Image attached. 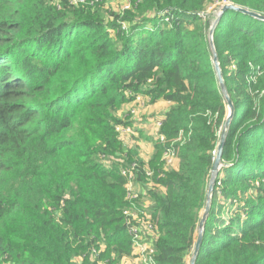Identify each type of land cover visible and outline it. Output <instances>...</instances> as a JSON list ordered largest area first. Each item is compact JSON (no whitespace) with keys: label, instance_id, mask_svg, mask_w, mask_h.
<instances>
[{"label":"trees","instance_id":"obj_1","mask_svg":"<svg viewBox=\"0 0 264 264\" xmlns=\"http://www.w3.org/2000/svg\"><path fill=\"white\" fill-rule=\"evenodd\" d=\"M105 1L0 0V264H121L140 220L150 261L188 264L228 111L204 11L264 0H128L104 24ZM213 43L233 118L195 264H264V20L226 10ZM140 95L171 103L147 164L114 114Z\"/></svg>","mask_w":264,"mask_h":264},{"label":"water","instance_id":"obj_2","mask_svg":"<svg viewBox=\"0 0 264 264\" xmlns=\"http://www.w3.org/2000/svg\"><path fill=\"white\" fill-rule=\"evenodd\" d=\"M226 10L240 11V12H242L244 14H248L254 18L264 20V15H261L257 12H254V11H250L246 8L240 7V6L235 5L233 3H225L220 7L219 13L216 16L214 22L212 23V25L209 29V43H210V47L212 50V63H213L214 70L216 73L217 82H218L220 90L223 94V97H224V100L226 102L228 111H227V116L224 120V123L222 125L221 131L219 134V140H218V143L216 145V150L214 152V154H215L214 160H213V163L211 166L210 177L208 180V185H207V190H206V195H205V204H204L203 212H202L201 217H200L199 222H198V227H197L198 231H197L195 243H194V246H193V249L191 252V256L188 260V264H195V258L197 256V253H198L200 245H201V240H202L203 231H204V227H205V221H206L209 209H210L211 196H212V192H213L215 179L217 177L219 170L222 167L227 166L225 163L222 162L221 155H222V149H223V145L225 142V138H226L231 120L233 118V104H232V101H231V99L227 93L226 87H225V83H224V80H223V77L221 74V68H220L219 62L217 60V55H216V51H215V47H214V43H213L214 29L220 20L221 14Z\"/></svg>","mask_w":264,"mask_h":264},{"label":"rangeland","instance_id":"obj_3","mask_svg":"<svg viewBox=\"0 0 264 264\" xmlns=\"http://www.w3.org/2000/svg\"><path fill=\"white\" fill-rule=\"evenodd\" d=\"M90 6H92L94 10H99V14L102 16L104 24H108L112 21L118 20L116 18V15L117 16L124 15L127 8L130 7L128 0H106L102 5H90ZM219 9H220V3H214L211 6H209L206 11H204L205 12L204 14L205 22L207 23L206 26H208L207 30L205 31L208 43H209V29L212 23L214 22L216 16L218 15ZM127 27L128 26L126 23H122L121 29H120L121 32H125L127 30ZM139 102H140V99L123 104L118 110L114 112L115 116L124 122H128L127 125H129L130 122H131L130 124H133L136 119L134 117L135 111L141 108V103ZM146 114H148L147 117H153L152 120L155 119V121L157 120V118H159L158 117L159 114H157L155 110L151 112L150 114L148 112ZM143 119L144 121H147L146 117L142 118V120ZM137 120L138 119H136V121ZM142 122L143 121H139V123H142ZM141 129H145V127H142ZM122 132L123 133H120V136L122 138L128 139V142H126L127 144L131 142L133 139H135V138H132L133 137L132 135L131 136L129 135L130 133H125L124 131ZM142 134H145L146 136L148 135L146 130H144ZM145 135H143L142 137L141 136L137 137L136 140L138 141L139 139L148 140V138ZM104 164H107V162L104 161ZM137 252L141 253V254H137V256L140 258V259H137V262L139 264H147L150 254L146 251V249L142 251H137ZM10 263L11 262L9 261V262H4L2 264H10Z\"/></svg>","mask_w":264,"mask_h":264},{"label":"crops","instance_id":"obj_4","mask_svg":"<svg viewBox=\"0 0 264 264\" xmlns=\"http://www.w3.org/2000/svg\"><path fill=\"white\" fill-rule=\"evenodd\" d=\"M138 99H140L139 103H141V108L135 111V115H134V117L138 120L136 121L135 119V122L131 126L133 129V133L129 134L130 136L132 135L133 136L132 138H135V139L129 142L128 145L136 144L138 146V152L140 156L144 159L145 163L147 164L154 152V143H153L152 136H154L159 131L160 126H161L157 124V120L162 119V117L164 116V113L170 107L171 103L168 101H164V100L151 103L149 98L144 95L138 96L134 101ZM154 110L156 111L157 114H159L158 115L159 118H157L156 121L155 119L152 120L153 117H147L148 114H146L147 112L150 114ZM144 117L147 118V121H144V119L142 120V118ZM139 121H143L144 123L143 122L139 123ZM142 127H145V129H141ZM138 130H142V133L144 130H146L148 135L146 136L145 134H142V133L138 134L139 133ZM143 135H145L148 138V140H143V139H139V141L136 140L137 137H140V136L142 137ZM120 138L125 143L128 142L127 138H122L121 136ZM162 158L165 161V165H164L165 168H176L179 163L178 160L173 155L168 154V153H164ZM132 189L137 190V188L133 185H132ZM137 259H138L137 257H135L134 259L133 258L126 259L121 264H139L137 262Z\"/></svg>","mask_w":264,"mask_h":264},{"label":"built area","instance_id":"obj_5","mask_svg":"<svg viewBox=\"0 0 264 264\" xmlns=\"http://www.w3.org/2000/svg\"><path fill=\"white\" fill-rule=\"evenodd\" d=\"M72 2L74 3H79V2H84V0H71ZM226 2H224L223 4H225ZM221 4L220 7L223 5ZM219 13V11H218ZM157 124L158 125H161V119L160 120H157ZM119 133H123L122 131H124L125 133H133V129L131 126H118L117 129H116ZM158 132L155 134L157 135ZM160 139L163 140V135H159ZM169 154V153H168ZM122 174L127 177L129 179V184H128V189L131 190V191H136L134 189H132V180H133V172H132V169L131 168H127V169H123L122 171ZM146 175L148 178L151 177L152 175V172L150 170H147L146 171ZM134 186V185H133ZM133 196H136V193H132L131 195L129 194V197H133ZM136 216V215H135ZM137 217V216H136ZM140 220V219H138ZM149 227H150V224H146L144 221H141L140 220V225L139 226H136L133 228V231L135 232V236L133 238V246H134V254L136 252V256L138 259H140L137 254H141L137 251H142V250H145L151 255L152 254V251L147 249L148 247V244H146V238H147V235H148V232L149 231ZM140 241V242H139ZM136 250V251H135ZM134 257V258H135ZM147 264H154L152 262V260L150 261V256H149V259L147 261Z\"/></svg>","mask_w":264,"mask_h":264}]
</instances>
